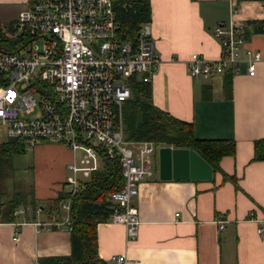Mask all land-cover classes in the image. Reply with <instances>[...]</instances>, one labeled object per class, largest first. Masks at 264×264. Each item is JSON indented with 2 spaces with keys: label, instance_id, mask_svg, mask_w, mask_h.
<instances>
[{
  "label": "crops",
  "instance_id": "0c3cea01",
  "mask_svg": "<svg viewBox=\"0 0 264 264\" xmlns=\"http://www.w3.org/2000/svg\"><path fill=\"white\" fill-rule=\"evenodd\" d=\"M149 1L159 56L150 81L153 104L192 123L198 139L232 140L234 152L222 155L221 170H212L210 179H162L157 150L179 147L158 143L152 174L131 200L140 218L136 236L128 238L125 226L110 219L98 223L97 256L104 264H115L107 261L111 254L124 255L125 264H264V160L253 159L255 141L264 140V32L253 24L264 20V1ZM26 5L27 0H0V24L16 22ZM231 22L241 26L246 46L262 54L255 74L240 63L231 75L212 70L192 77L191 54L217 58L221 46L214 29ZM30 147L32 197L12 219L0 215V264H43L71 253L65 225L38 230L36 222L50 220L54 209L57 217L64 214L60 195L72 151L45 141L25 143Z\"/></svg>",
  "mask_w": 264,
  "mask_h": 264
},
{
  "label": "built area",
  "instance_id": "2783aa9c",
  "mask_svg": "<svg viewBox=\"0 0 264 264\" xmlns=\"http://www.w3.org/2000/svg\"><path fill=\"white\" fill-rule=\"evenodd\" d=\"M114 0H27L18 12L17 33L26 39L17 51H0V143L4 137L63 144L72 151L62 182L63 215L36 222L37 229L65 225L71 230V199L84 178L102 165L99 149L117 155L123 185L110 194L114 210L110 220L136 236L140 223L131 200L140 181L152 174V155L159 144L127 141L122 104L131 96L128 78L151 81L159 62L149 22L141 25L137 39L120 38L113 11ZM220 54L208 59L197 53L187 60L192 77H206L245 63L250 76L263 59L260 51L246 46L241 26H217ZM41 38L38 45L35 40ZM107 261L125 264L122 254Z\"/></svg>",
  "mask_w": 264,
  "mask_h": 264
},
{
  "label": "trees",
  "instance_id": "16d2710c",
  "mask_svg": "<svg viewBox=\"0 0 264 264\" xmlns=\"http://www.w3.org/2000/svg\"><path fill=\"white\" fill-rule=\"evenodd\" d=\"M264 1V0H262ZM113 11L120 38L134 42L142 24L150 22L149 0H114ZM255 24V30L264 32V20ZM26 39L17 33L15 22L0 24V51H17ZM227 74H233L231 69ZM131 96L122 104L124 137L127 141H153L164 145L195 150L212 167L221 170L219 161L222 155L233 154L234 143L198 139L194 136L192 123L182 121L168 112L156 107L152 102L151 83L138 76L128 78ZM102 165L93 171L87 180H82L80 188L71 199L69 217L71 222V253L67 257H50L43 264H104L97 256L96 227L100 222L110 219L114 203L110 194L123 185V177L117 155L109 156L99 149ZM25 143L10 138L0 143V163L10 160L14 155L24 153ZM254 160H264V140L254 143ZM228 178L224 174V179ZM234 179V178H232ZM1 193V192H0ZM65 194L60 195L64 198ZM23 196H16L6 203L0 202L2 218L12 219L13 211L27 204Z\"/></svg>",
  "mask_w": 264,
  "mask_h": 264
},
{
  "label": "rangeland",
  "instance_id": "374dc122",
  "mask_svg": "<svg viewBox=\"0 0 264 264\" xmlns=\"http://www.w3.org/2000/svg\"><path fill=\"white\" fill-rule=\"evenodd\" d=\"M35 43L41 45L42 39L38 38ZM9 137H4L3 140H8ZM31 147L25 148L24 153L14 155L10 160L0 163V202L5 205L16 196H24L25 200L31 199L32 192V157ZM157 150V149H156ZM158 151V150H157ZM88 178H84L87 180ZM4 215L2 211L0 215Z\"/></svg>",
  "mask_w": 264,
  "mask_h": 264
},
{
  "label": "water",
  "instance_id": "95a60500",
  "mask_svg": "<svg viewBox=\"0 0 264 264\" xmlns=\"http://www.w3.org/2000/svg\"><path fill=\"white\" fill-rule=\"evenodd\" d=\"M160 178L184 176L191 179H210L212 167L195 150L162 146L158 150Z\"/></svg>",
  "mask_w": 264,
  "mask_h": 264
}]
</instances>
